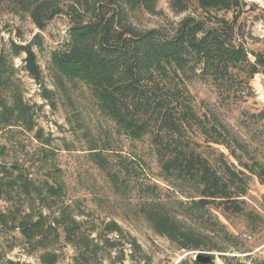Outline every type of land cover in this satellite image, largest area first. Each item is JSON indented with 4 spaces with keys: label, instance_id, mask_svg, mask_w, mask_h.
I'll list each match as a JSON object with an SVG mask.
<instances>
[{
    "label": "rangeland",
    "instance_id": "374dc122",
    "mask_svg": "<svg viewBox=\"0 0 264 264\" xmlns=\"http://www.w3.org/2000/svg\"><path fill=\"white\" fill-rule=\"evenodd\" d=\"M239 2L230 12L210 16L236 21L239 41L259 52L264 49V0ZM157 10L156 15H139L135 25L171 33L187 16L206 19L194 2L176 14L166 0H158ZM69 28L62 13L40 30L13 0L0 1V50L11 42L26 45L39 34L43 47L34 46V51L42 84L53 92L52 106L26 71L24 56L14 58L16 72L8 85L0 86V168L14 171V179L22 174L34 186L28 192L20 186L8 191L10 177L0 174L3 263L195 264L198 255H213L214 264H264V184L252 176L245 197L247 213L260 219L213 208L190 210L187 199L161 176L150 136L134 140L119 131L82 82L64 89L54 85L51 53L67 41ZM189 75L184 80L197 112L220 119L234 132L245 121L264 161V120L252 117L264 113V73L250 82L254 96L224 103L210 83ZM198 143L213 156L202 138ZM51 185L59 189L57 196L49 191ZM36 220L44 223L36 232L41 234L26 237L22 225Z\"/></svg>",
    "mask_w": 264,
    "mask_h": 264
},
{
    "label": "trees",
    "instance_id": "16d2710c",
    "mask_svg": "<svg viewBox=\"0 0 264 264\" xmlns=\"http://www.w3.org/2000/svg\"><path fill=\"white\" fill-rule=\"evenodd\" d=\"M13 1L40 30L62 13L68 16V39L51 53L54 85L64 89L67 83L82 82L98 110L119 131L134 140L150 136L161 176L187 199L190 210L213 208L227 215L261 218L245 208L251 177L264 184V161L256 139L249 136L251 126L241 121V131L234 132L220 119L200 115L184 80L190 73L210 83L222 103L254 96L250 82L264 73V49L249 51L239 41L236 21L210 16L212 11L238 8L239 0H166L176 14L187 12L194 2L206 16H187L171 33L162 28L142 30L134 23L139 15L158 14V0ZM34 46L43 47L39 34L26 45L11 42L8 49L0 50V86L8 85L15 74L14 58L24 56L26 71L53 106V92L42 84ZM252 117L264 120V113ZM198 138L206 149L213 148L212 157L201 151ZM0 170L3 178L10 177L8 191L16 186L26 192L34 189L22 174L14 179V171ZM49 191L55 196L60 192L52 185ZM43 226L39 220L23 224V234L33 238ZM2 260L0 256V264H24Z\"/></svg>",
    "mask_w": 264,
    "mask_h": 264
},
{
    "label": "water",
    "instance_id": "95a60500",
    "mask_svg": "<svg viewBox=\"0 0 264 264\" xmlns=\"http://www.w3.org/2000/svg\"><path fill=\"white\" fill-rule=\"evenodd\" d=\"M195 260L202 264H214L215 258L213 255H198Z\"/></svg>",
    "mask_w": 264,
    "mask_h": 264
}]
</instances>
